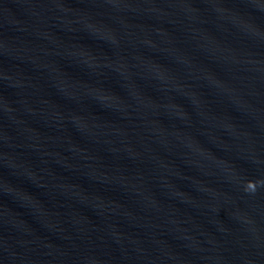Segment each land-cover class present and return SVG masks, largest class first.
Wrapping results in <instances>:
<instances>
[{"label": "water", "instance_id": "95a60500", "mask_svg": "<svg viewBox=\"0 0 264 264\" xmlns=\"http://www.w3.org/2000/svg\"><path fill=\"white\" fill-rule=\"evenodd\" d=\"M0 264H264V0H0Z\"/></svg>", "mask_w": 264, "mask_h": 264}]
</instances>
